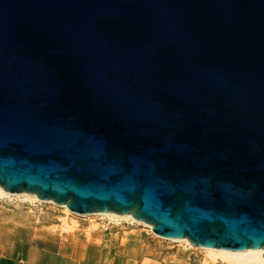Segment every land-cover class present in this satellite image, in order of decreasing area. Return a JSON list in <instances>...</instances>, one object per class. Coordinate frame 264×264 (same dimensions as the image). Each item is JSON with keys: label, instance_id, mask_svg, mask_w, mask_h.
Segmentation results:
<instances>
[{"label": "water", "instance_id": "95a60500", "mask_svg": "<svg viewBox=\"0 0 264 264\" xmlns=\"http://www.w3.org/2000/svg\"><path fill=\"white\" fill-rule=\"evenodd\" d=\"M0 185L264 250V0H0Z\"/></svg>", "mask_w": 264, "mask_h": 264}, {"label": "rangeland", "instance_id": "374dc122", "mask_svg": "<svg viewBox=\"0 0 264 264\" xmlns=\"http://www.w3.org/2000/svg\"><path fill=\"white\" fill-rule=\"evenodd\" d=\"M63 208L22 198H0V264H117L136 241L147 255L174 264H226L194 247L157 236L144 224L79 218L65 230ZM174 260V261H173Z\"/></svg>", "mask_w": 264, "mask_h": 264}, {"label": "bare ground", "instance_id": "6f19581e", "mask_svg": "<svg viewBox=\"0 0 264 264\" xmlns=\"http://www.w3.org/2000/svg\"><path fill=\"white\" fill-rule=\"evenodd\" d=\"M16 197L22 198V199H28L30 201H38L41 203H53L57 206H60L63 208V212L65 214V217L63 219V228L65 230H72L79 225V218L80 217H86L90 223H91V234L93 231H96L98 229V223L96 222L97 218L101 217L103 222L105 220H113V221H120V220H128L132 221L134 223L138 224H144L147 227H149L157 236L169 239L172 241L180 242L185 247H194L202 250L205 254L216 256L221 262L226 264H264V250L261 249L257 252L252 251H233V250H227L222 248H216V247H210V246H204L199 245L191 242L188 238H184L182 240H175L168 238L166 236L160 235L157 232L153 230V226L146 222H141L137 220L133 215L131 214H119L116 212H109V213H103V212H93L88 215H83L77 212L72 211L67 204H59L53 200H42L40 199L36 194L30 193V192H17L12 193L7 190H5L0 185V198H12ZM174 261V260H173Z\"/></svg>", "mask_w": 264, "mask_h": 264}, {"label": "crops", "instance_id": "0c3cea01", "mask_svg": "<svg viewBox=\"0 0 264 264\" xmlns=\"http://www.w3.org/2000/svg\"><path fill=\"white\" fill-rule=\"evenodd\" d=\"M125 247L126 256L121 258L117 264H174L173 262H164L159 257L147 255L142 245L136 241L129 242Z\"/></svg>", "mask_w": 264, "mask_h": 264}]
</instances>
